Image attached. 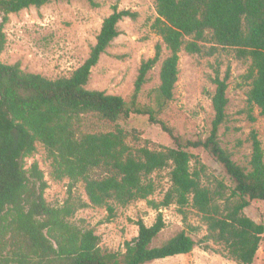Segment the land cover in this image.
Wrapping results in <instances>:
<instances>
[{
  "label": "trees",
  "instance_id": "16d2710c",
  "mask_svg": "<svg viewBox=\"0 0 264 264\" xmlns=\"http://www.w3.org/2000/svg\"><path fill=\"white\" fill-rule=\"evenodd\" d=\"M58 1L70 0H0V264H147L189 254L196 242L187 230L160 247H151L166 226L162 209L171 205L184 216L187 207L195 209L207 227L204 240L221 247L223 256L238 264H253L264 238V224L248 217L245 209L255 201L264 205V150L254 133L249 166H242L221 145L219 132L228 118L230 66L223 77L220 68L214 70L215 117L208 137L185 139L158 116L174 98L183 52L214 56L229 49L236 59L251 62L243 76L251 86L248 101L264 117V0H155L157 16L151 30L169 51L161 65L156 108L139 104L138 98L148 72L161 59L160 44L155 57L142 63L130 102L87 89L92 69L120 35L118 24L137 17L117 5L104 20L89 57L70 77L52 80L25 72L20 63L2 62L10 15ZM134 115L158 125L172 139L173 147L133 150L123 129L85 130L88 116L119 122ZM38 143L50 161L51 179L69 180L68 198L61 206L47 203L49 182L39 163L26 167ZM197 149L207 151L222 165L234 188L220 181L215 187L205 185L204 166L198 167V160L192 165L197 158L191 150ZM168 167L172 168V186L157 202L151 199L156 192L151 176ZM81 182L87 201L75 195ZM138 200L146 201L157 218L151 226L142 218L135 222L138 236L125 241L122 257L103 250L95 228L71 222L79 210L89 208L106 209L105 221L111 222L118 206Z\"/></svg>",
  "mask_w": 264,
  "mask_h": 264
},
{
  "label": "rangeland",
  "instance_id": "374dc122",
  "mask_svg": "<svg viewBox=\"0 0 264 264\" xmlns=\"http://www.w3.org/2000/svg\"><path fill=\"white\" fill-rule=\"evenodd\" d=\"M99 7L91 5L89 0L58 1L40 8L31 7L19 13L11 14L5 26L7 43L1 55L3 63H20L28 73L40 74L48 79L70 77L89 57L96 45L104 20L113 12V6L119 10H130L137 14L135 19L125 18L118 24L120 35L101 55L98 64L92 69L89 90L103 91L110 95L121 96L130 102L135 90L141 65L155 57L157 45L162 46V56L147 74V81L139 94L138 103L157 107L160 102L158 88L160 70L169 55L160 36L151 30L157 16L155 0H93ZM1 21V19H0ZM250 61H240L234 52L221 49L214 56L181 54L179 80L174 89V98L159 114L158 118L173 128L174 132L185 139L198 140L208 137L212 130L215 111L212 96L216 86L213 83L214 70L220 68L222 77L227 68H231L227 106L228 118L219 132L223 148L232 154L235 162L249 166L252 155V135L257 134L264 150V117L257 106L248 101L250 82L243 79L250 67ZM117 128L128 134L127 143L137 150L148 146L151 149L173 147L172 139L158 125H153L147 117L134 115L126 121H100L93 116L86 118L85 130L88 132H113ZM204 166V183L215 187L223 182L227 188L235 185L224 168L207 151L191 150ZM29 168L34 162L44 171L49 188L45 198L51 206H61L68 198L69 180L54 181L50 177L51 166L45 148L37 144V152L26 160ZM172 168L168 167L154 173L151 178L156 184V192L151 199L162 201L171 188ZM78 198L87 201L84 183H79L75 192ZM166 222L165 228L153 240L151 247H160L182 230H187L196 242L193 251L166 259L155 260L147 264H238L220 253L221 247L212 241H205L207 227L202 216L192 207L186 208V216L176 205L162 209ZM245 214L259 224H264V205L252 202ZM106 209L89 208L79 210L71 222L85 227L95 228L101 237V247L122 255L126 252L125 241L138 236L135 222L142 218L147 226L155 223L157 212L146 201L138 200L127 207H117L116 217L106 222ZM190 226L198 228L191 232ZM253 264H264V238Z\"/></svg>",
  "mask_w": 264,
  "mask_h": 264
}]
</instances>
